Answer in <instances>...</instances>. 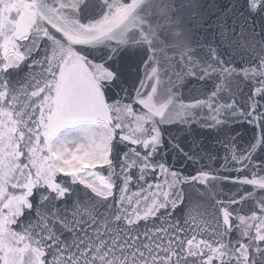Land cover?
Listing matches in <instances>:
<instances>
[{
	"label": "snow or ice",
	"instance_id": "snow-or-ice-1",
	"mask_svg": "<svg viewBox=\"0 0 264 264\" xmlns=\"http://www.w3.org/2000/svg\"><path fill=\"white\" fill-rule=\"evenodd\" d=\"M0 264H264V0H0Z\"/></svg>",
	"mask_w": 264,
	"mask_h": 264
},
{
	"label": "water",
	"instance_id": "water-1",
	"mask_svg": "<svg viewBox=\"0 0 264 264\" xmlns=\"http://www.w3.org/2000/svg\"><path fill=\"white\" fill-rule=\"evenodd\" d=\"M207 2H211V0H207ZM188 27L193 29V37L196 38V37H200V38H203L205 37V33L203 32L202 30V27L197 25L195 20H191L188 22ZM206 27V25H205ZM216 38L217 40L219 39V35L217 33L216 35ZM177 71H179V69H177ZM173 79H175V77H173ZM186 91V89H185ZM238 131H241V132H244V133H247V134H251V126L250 125H247V124H243L241 125L238 129ZM193 215L196 216L197 215V210L193 209ZM198 218V217H197ZM71 234L68 233V232H64V237L65 238H70Z\"/></svg>",
	"mask_w": 264,
	"mask_h": 264
}]
</instances>
